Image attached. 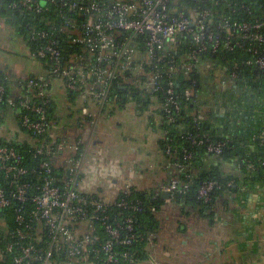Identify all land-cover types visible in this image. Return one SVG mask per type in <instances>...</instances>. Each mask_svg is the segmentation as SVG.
Instances as JSON below:
<instances>
[{
	"label": "built area",
	"instance_id": "built-area-1",
	"mask_svg": "<svg viewBox=\"0 0 264 264\" xmlns=\"http://www.w3.org/2000/svg\"><path fill=\"white\" fill-rule=\"evenodd\" d=\"M192 1L206 3L210 0ZM18 4L36 13L42 12L48 4L58 5L86 20L63 18L60 12L61 31L72 35V43L81 46L80 52H74L66 61H62L55 41L45 31L29 30L26 42L31 57L51 61L52 68L38 77L18 82L25 95L20 91L17 96L10 97L9 105L14 107L19 99L24 113L16 124L5 119L0 122V212H11L13 219V228L8 221L2 222L0 263H129L131 254H118L115 246L132 245L138 238L133 216L121 217L122 212L109 215L108 207L115 204L119 209L134 213L141 212V207L125 201L107 203L84 193L81 189L82 159H68L64 172L55 166L54 159L68 144L51 137L53 119L47 116L50 79L58 78L69 94L80 97L87 105L97 106H107L112 101L109 94L114 83L130 84L149 101L144 114L151 116L163 110L168 120L174 122V112L179 111L175 81L203 63L197 55L231 50L233 35L264 44V36L260 33L264 24L223 21L214 25L208 10L183 12V0H21ZM182 35L191 39L194 50L176 61L172 52L176 51ZM31 42L35 49L31 48ZM248 64L263 67L264 59L259 57ZM233 78L231 76V80ZM229 83L223 81L220 86L225 89ZM160 91L166 94L167 104H160L153 97ZM4 93V87L0 86V107ZM184 96L196 106L192 120L194 128L199 130L205 119L200 96L192 88L187 89ZM33 101L38 102L34 104ZM83 111L86 113L85 109ZM2 114L0 108V116ZM30 114L36 117L31 119ZM263 138L264 132L260 136L261 140ZM188 139L192 143L208 142V138L199 135L188 136ZM17 146H27L32 157L25 159ZM222 147L221 143H210L206 150L219 155ZM169 152L167 149L166 153ZM191 157L184 152V161ZM174 166L178 173H184L187 168L178 162ZM248 168L252 169L249 163ZM184 176L189 178L187 174ZM216 188H219L217 183L205 182L198 190V198L206 199ZM187 189L188 183L176 177L161 187L159 193L168 192L171 197ZM129 191L123 192L128 194ZM123 230L127 232L125 238L120 236Z\"/></svg>",
	"mask_w": 264,
	"mask_h": 264
},
{
	"label": "trees",
	"instance_id": "trees-1",
	"mask_svg": "<svg viewBox=\"0 0 264 264\" xmlns=\"http://www.w3.org/2000/svg\"><path fill=\"white\" fill-rule=\"evenodd\" d=\"M20 1L0 0V16L10 19L21 37L27 40L31 28L36 31H45L48 37L55 41L57 49L62 54V61H66L74 52H80L81 46L72 43L73 36L60 29L63 21L60 12L62 11L63 18H79V22L86 20L85 17H77L76 13L68 12L58 5L51 4H48L42 12L36 13L34 9L28 10L21 7L18 4ZM35 1L40 2L42 0ZM13 5L15 6L12 7ZM181 9L187 14L192 11L200 13L208 10L214 25L223 21H229L230 24L234 22L264 24V0H210L206 3L183 0ZM260 33L264 36V27ZM220 35L224 36V33H220ZM231 42V50L222 49L217 53H200L197 55L201 63L220 68L225 73L226 82H230L228 87L222 89L216 82H212V80L208 82L196 66L186 75H180L175 81V100L179 106V111L174 112L175 121L170 122L163 110L158 112L162 119L161 128L164 132V136L159 141L161 154L171 163L178 162L187 167L184 173L181 172L176 177L187 182L188 189L185 192L176 193L170 198L176 205L183 208L191 207L197 211L199 216L207 219L210 223L215 222L218 218L216 206L227 195H230L231 199L242 208L247 209L249 208L247 205L248 196L258 192L259 200L256 208L259 211L264 208V166L262 165L264 163V138L263 140L260 139L264 132V66L248 64L249 61H254L259 57L264 59V44L244 40L235 35H233ZM33 44L31 42L30 46L35 49ZM192 45V41L187 35L180 36L176 51L172 52L176 61H179L185 53L194 50ZM255 49L256 53H254ZM39 62L43 64L44 71H51V61L41 60ZM231 76H234L232 84ZM161 82L165 86V83ZM0 86L5 89L0 107L3 112L0 116V122L4 121L9 111L13 113L15 121H18L24 110L19 105V99L16 100L14 107L9 105L10 97H12L9 90L10 83L8 76L1 70ZM189 88H192L194 93L199 96L204 88L207 92L209 90L208 99L204 100L200 96L199 104L204 108L205 119L199 130L194 128L192 120V113L196 106L184 96V92ZM20 91L25 95L23 90ZM153 97L158 103L167 104V97L163 91L153 94ZM113 98L117 99L119 107H123L132 100L136 104L139 114L149 106V101L143 99L139 90L130 84L119 85V83H114L109 94V99ZM37 102L33 101L34 104ZM48 107L47 116L52 118L51 102H49ZM220 110L224 111V115H219ZM30 117L34 119L36 116L30 114ZM196 135L208 138V142L192 143L188 139V136ZM210 143L223 144L219 155L207 152L206 145ZM16 149L22 153L25 159L32 157L27 146H17ZM167 149H170L169 153H166ZM185 151L192 156L187 162L183 160ZM211 158L214 160L211 161ZM231 161L239 163L242 177L237 178L222 173L221 164ZM248 163L252 165V169L248 168ZM192 170L198 172L194 174ZM185 174L189 175V178H186ZM205 182H215L219 188L210 192L206 199H200L197 193ZM164 200L160 193L152 191L130 189L128 194L124 192L118 194L116 203L125 201L137 203L141 207L139 213H134L128 209H119L115 204L108 207L107 213L109 215L122 212L121 217L133 216L134 232L138 236L132 245L115 246V251L118 254L130 253L131 262L135 260L136 249L138 250V247L146 242L150 234L156 233L159 229L156 214L162 209ZM0 221H8L10 228H13L11 212H0ZM120 236L121 238L127 237V232L121 231ZM2 247L3 244H0V250ZM131 262L126 263L130 264ZM3 264L10 263L6 261Z\"/></svg>",
	"mask_w": 264,
	"mask_h": 264
},
{
	"label": "crops",
	"instance_id": "crops-1",
	"mask_svg": "<svg viewBox=\"0 0 264 264\" xmlns=\"http://www.w3.org/2000/svg\"><path fill=\"white\" fill-rule=\"evenodd\" d=\"M198 68L208 82L217 78V67L202 63ZM0 70L8 76L10 96L19 94V81L44 73L43 64L31 57L26 40L10 19L1 16ZM221 74L219 86L226 81L225 73ZM47 94L52 107L51 137L68 144L54 159L55 166L64 172L68 159H82L84 193L107 203L114 202L126 189L159 194V189L179 174L159 149L164 132L158 112L151 116L139 114L132 100L119 107L114 98L107 106L87 105L80 97L69 94L58 78L50 79ZM219 115L224 111L220 110ZM5 120L17 123L10 111ZM94 169H103L107 175L93 180ZM220 170L242 177L241 166L235 161L223 162ZM257 195L255 192L248 196L247 209L230 195L224 196L216 206L218 218L213 223L191 207L183 208L171 198L165 199L156 214L159 229L136 249V258L130 264H264V208H256ZM2 225L0 221V235Z\"/></svg>",
	"mask_w": 264,
	"mask_h": 264
},
{
	"label": "rangeland",
	"instance_id": "rangeland-1",
	"mask_svg": "<svg viewBox=\"0 0 264 264\" xmlns=\"http://www.w3.org/2000/svg\"><path fill=\"white\" fill-rule=\"evenodd\" d=\"M221 72H222V70L220 69V68H218V70H216V73H215V77H217V78H213V80L216 82V83H218L219 81H218V79H220V76L219 75H222L221 74ZM219 77V78H218ZM208 92H209V90H208ZM208 92H207V90H206V88H204L203 90H202V92H201V94H200V96L204 99V100H206V99H208L209 98V94H208ZM228 168V167H227ZM103 171V169H98V170H93V175H92V179L93 180H96V179H101V177L103 176V177H105L106 175H107V173L104 171V172H102Z\"/></svg>",
	"mask_w": 264,
	"mask_h": 264
},
{
	"label": "water",
	"instance_id": "water-1",
	"mask_svg": "<svg viewBox=\"0 0 264 264\" xmlns=\"http://www.w3.org/2000/svg\"><path fill=\"white\" fill-rule=\"evenodd\" d=\"M161 196L163 199H169L170 198V194L168 192L161 193Z\"/></svg>",
	"mask_w": 264,
	"mask_h": 264
}]
</instances>
